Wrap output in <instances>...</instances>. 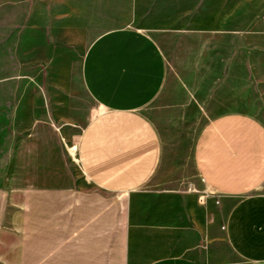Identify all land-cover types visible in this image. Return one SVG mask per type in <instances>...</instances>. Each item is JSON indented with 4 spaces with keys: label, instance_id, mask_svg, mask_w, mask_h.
Segmentation results:
<instances>
[{
    "label": "crops",
    "instance_id": "crops-1",
    "mask_svg": "<svg viewBox=\"0 0 264 264\" xmlns=\"http://www.w3.org/2000/svg\"><path fill=\"white\" fill-rule=\"evenodd\" d=\"M252 1L204 0L187 29H161L168 50L138 28L105 31L82 60L92 107L62 78H0V264H86L102 234L116 238L117 201L125 264H264V8ZM54 198L83 228L57 253L36 234L54 204L38 200Z\"/></svg>",
    "mask_w": 264,
    "mask_h": 264
},
{
    "label": "rangeland",
    "instance_id": "rangeland-1",
    "mask_svg": "<svg viewBox=\"0 0 264 264\" xmlns=\"http://www.w3.org/2000/svg\"><path fill=\"white\" fill-rule=\"evenodd\" d=\"M203 1L0 0V78L6 84L11 81L24 82L30 73H35L36 80L43 86L56 83L62 78L69 81L70 97L76 98L83 106L92 107L81 82V66L94 39L111 29L134 27L150 33L165 48L166 38L161 29H187L190 12ZM227 1V4L232 3V0ZM245 1L246 7L253 5L252 0ZM256 4V8H264V0H259ZM15 86L21 92L20 95L27 92L23 85ZM11 90L4 89V92L15 93V90ZM44 91L45 88L39 90L37 95ZM38 133L44 134V131ZM43 161L38 159V164H43ZM35 172L40 187L51 186L46 182L55 180L50 173H45L44 168L37 167ZM198 191L199 194L206 193L202 188ZM211 199L216 207L220 206V199ZM38 201L47 207L54 203L51 208H57L56 211L45 208L44 214L39 211L37 215L36 234L44 233L43 241L46 240L49 248H55L53 251L57 253L61 243H78L83 239L80 231L78 232L83 229L82 222L78 224L76 218L61 217L58 210L59 199ZM120 203L117 201L118 232L115 240L111 239V248L107 247L108 239L102 234L103 240H100V244L96 242L100 248L95 249L89 259H85L86 264H125L122 248L125 238L120 231L125 218L120 216ZM38 264H44L42 259ZM235 264H242V261L235 259Z\"/></svg>",
    "mask_w": 264,
    "mask_h": 264
}]
</instances>
